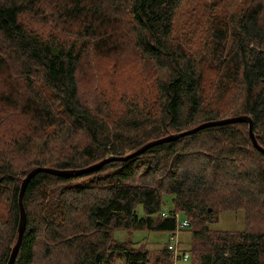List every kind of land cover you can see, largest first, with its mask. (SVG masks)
Masks as SVG:
<instances>
[{
  "label": "trees",
  "instance_id": "trees-1",
  "mask_svg": "<svg viewBox=\"0 0 264 264\" xmlns=\"http://www.w3.org/2000/svg\"><path fill=\"white\" fill-rule=\"evenodd\" d=\"M187 1L0 0V264L36 166L79 170L239 115L264 148V0L222 13L231 0H202L204 29L194 13L177 24ZM117 67L137 76L133 89L113 86ZM22 203L13 264H172L167 239L151 250L132 236L169 235L175 213L189 221L190 264H264V152L245 121L87 172H37ZM223 211L247 227L212 228Z\"/></svg>",
  "mask_w": 264,
  "mask_h": 264
},
{
  "label": "rangeland",
  "instance_id": "rangeland-1",
  "mask_svg": "<svg viewBox=\"0 0 264 264\" xmlns=\"http://www.w3.org/2000/svg\"><path fill=\"white\" fill-rule=\"evenodd\" d=\"M240 1H244V0H231L230 4L224 7H220L218 8V13H222V12H230V11H235V7L234 4L235 3H239ZM248 1V0H245ZM195 2V3H194ZM194 2L191 1H187L183 7L181 8L180 12H179V18L177 20V24L179 26H183V23L189 18L191 13H194L195 15H197L195 17V19H199V21H201L202 23V27L204 29V25L205 22L202 19L203 17H200L203 14V8L201 7V2L202 0H194ZM222 9H224L222 11ZM191 19V17H190ZM103 61H99L98 62V66L96 67V69H103ZM117 72L114 74L115 76V81L113 86H116L118 88H126V89H133L134 87V83L136 82V78L137 76L135 74H133L131 71H129L128 69H120L119 67H117ZM96 72L95 70L90 71L91 73ZM106 84V82H105ZM107 85V84H106ZM140 209V207H139ZM141 210V209H140ZM179 215V220L184 219V216L182 215V213H178ZM212 228L215 229H222V230H241L247 227L244 217H243V213L242 211H223L220 212L218 214V218L217 221L211 224ZM167 233L164 232H154L151 233L150 235H147L146 237H144L145 235L142 233H139L136 236H132L134 240H138L140 242V245L143 247H147L149 249H157L159 248L160 245H155L153 244L156 240L161 243H165L166 239H167ZM115 236L118 237L119 239H123V238H128L129 233L128 232H123V231H118L115 232ZM189 233L186 231H182L180 233V241L181 242H188L189 241ZM139 244V243H138ZM115 264H121V261L118 260L116 261ZM172 264H174V262L172 261ZM175 264H190V260H183V259H179L175 262Z\"/></svg>",
  "mask_w": 264,
  "mask_h": 264
},
{
  "label": "water",
  "instance_id": "water-1",
  "mask_svg": "<svg viewBox=\"0 0 264 264\" xmlns=\"http://www.w3.org/2000/svg\"><path fill=\"white\" fill-rule=\"evenodd\" d=\"M240 121H245V122L248 123L249 136L251 138V141H252L253 145L257 149H259L260 151L264 152V148L261 147L258 144V142H257V140H256V138L254 136L253 127H252V121H251L250 117H248L246 115H239V116H233V117H228V118L212 120V121H206V122L200 123L197 126H195L193 128H190L188 130H184V131H182L180 133L170 134V135L165 136L163 138H159V139L150 141V142L146 143L144 146L140 147L138 150H136V151H134V152H132L130 154H127L125 156H119V157L110 156V157H106V158H104L103 160H101L98 163H95V164H93L91 166H88L86 168H82V169H79V170H59V169H55V168L42 167V166H36V167L32 168L21 180V185H20V190H19V195H18V207H19L18 234H17L16 242H15V244L13 245V247L11 249L7 264H13L14 259H15L16 255H17V252H18V248H19V245H20V242H21V239H22V235H23V231H24V227H25V211H24V206H23V203H22V197H23V194H24V191H25L27 183L33 177V175H35L37 172L44 171V172L55 173V174H58V175H68V174H71L73 172L82 173V172L91 171V170L99 167L101 164H103L106 161L114 160V159H117V160L126 159L128 157H131L133 155H136V154H139V153L143 152L147 147H149L151 145H154V144H157V143H160V142H164V141H168V140L177 138L179 136L195 132L198 129H201V128H204V127H207V126L217 125V124L233 123V122H240ZM97 258H98V254L96 255V260H97Z\"/></svg>",
  "mask_w": 264,
  "mask_h": 264
},
{
  "label": "built area",
  "instance_id": "built-area-1",
  "mask_svg": "<svg viewBox=\"0 0 264 264\" xmlns=\"http://www.w3.org/2000/svg\"><path fill=\"white\" fill-rule=\"evenodd\" d=\"M161 215L165 216L166 212H161ZM176 219V225L174 231L169 233L167 238V248L171 253L172 261L175 262L179 259L186 260L188 257V253L181 249V241H180V233L181 230L187 226H189V221L187 219L179 220L178 213L174 214Z\"/></svg>",
  "mask_w": 264,
  "mask_h": 264
}]
</instances>
